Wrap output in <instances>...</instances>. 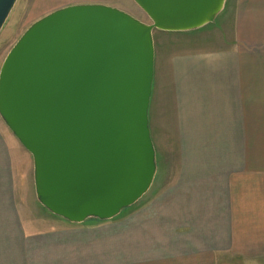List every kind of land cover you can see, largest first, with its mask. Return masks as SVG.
<instances>
[{"label":"crops","instance_id":"0c3cea01","mask_svg":"<svg viewBox=\"0 0 264 264\" xmlns=\"http://www.w3.org/2000/svg\"><path fill=\"white\" fill-rule=\"evenodd\" d=\"M169 36L149 111L166 158L140 212L100 227L50 213L0 117V264H264V0Z\"/></svg>","mask_w":264,"mask_h":264},{"label":"water","instance_id":"95a60500","mask_svg":"<svg viewBox=\"0 0 264 264\" xmlns=\"http://www.w3.org/2000/svg\"><path fill=\"white\" fill-rule=\"evenodd\" d=\"M18 0H0V32ZM150 24L102 4L35 22L0 71V117L32 156L42 207L72 224L138 204L158 172L150 128L155 31L215 23L227 0H133Z\"/></svg>","mask_w":264,"mask_h":264},{"label":"rangeland","instance_id":"374dc122","mask_svg":"<svg viewBox=\"0 0 264 264\" xmlns=\"http://www.w3.org/2000/svg\"><path fill=\"white\" fill-rule=\"evenodd\" d=\"M90 3H104L102 5H112V7H118V9L126 11L133 17L139 19L140 21L150 24L148 16L135 4L133 0H18L15 7L13 8L8 20L6 21L2 31L0 32V71L3 63L8 56L9 52L15 46V44L20 40L24 33L37 21L45 17L46 15L57 11L59 9L74 6V5H86ZM106 3V4H105ZM219 18V17H218ZM171 33H166L162 31H156L154 33V40L157 44L158 55L162 50V45L173 39L169 36ZM175 39V37H174ZM165 42L164 44H161ZM161 57V56H160ZM158 57V65L160 64L161 58ZM159 153L157 156L158 172L156 175L155 182L152 186L150 192L141 200V204L133 212H140L143 210L145 201L151 199L150 197L154 194L157 187L160 185L162 180V174L164 169L165 160V148L163 146H158ZM32 173V171H31ZM29 177V173L27 174ZM32 184V180L30 182ZM33 190V189H31ZM132 208V207H131ZM130 208L124 210L119 216H122ZM109 221H87V223L94 227H100L106 224H110ZM94 222V223H91ZM96 222V223H95ZM91 223V224H90ZM220 260V258H219ZM221 264H225L224 262Z\"/></svg>","mask_w":264,"mask_h":264}]
</instances>
